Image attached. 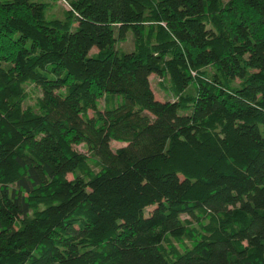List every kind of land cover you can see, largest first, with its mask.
Masks as SVG:
<instances>
[{
  "label": "trees",
  "instance_id": "1",
  "mask_svg": "<svg viewBox=\"0 0 264 264\" xmlns=\"http://www.w3.org/2000/svg\"><path fill=\"white\" fill-rule=\"evenodd\" d=\"M0 264H264V0H0Z\"/></svg>",
  "mask_w": 264,
  "mask_h": 264
},
{
  "label": "rangeland",
  "instance_id": "2",
  "mask_svg": "<svg viewBox=\"0 0 264 264\" xmlns=\"http://www.w3.org/2000/svg\"><path fill=\"white\" fill-rule=\"evenodd\" d=\"M63 1L60 2V6L58 9L55 10V13L59 16L62 15V11L67 8V6L65 4L62 3ZM119 49L125 51V52H131L134 50V36L132 34V32H129L128 33V40L127 42H124L122 44H119L118 45ZM94 50L97 51V49L95 48ZM151 86H152V90L154 91V94H155V97L157 100L159 101H162V102H165V101H168V100H173L174 97L170 94H167L165 92H163L159 86V84L161 83L162 79L160 76L158 75H152L151 78ZM192 90V89H191ZM28 91L31 93V99L26 101L24 103V107H29L31 105H34L35 103V99L38 97V96H42V91L38 88H36L35 86H31V87H28ZM97 110L100 112V113H103V109H104V102L103 100H100L98 102V106L96 107ZM95 114V110L93 108L90 109V116L93 117ZM126 146L124 143H121V142H116V141H112L111 142V147L113 150H117L121 147H124ZM76 149L80 152H85L86 151V147L85 146H77ZM154 208H148L146 209L145 211V214L146 215H149L152 211H153ZM183 218L185 219L186 217L183 216Z\"/></svg>",
  "mask_w": 264,
  "mask_h": 264
}]
</instances>
